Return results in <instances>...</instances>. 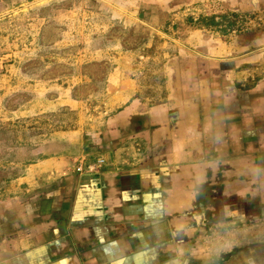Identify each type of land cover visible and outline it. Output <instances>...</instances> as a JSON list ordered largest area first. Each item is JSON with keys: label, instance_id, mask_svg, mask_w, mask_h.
<instances>
[{"label": "crops", "instance_id": "1", "mask_svg": "<svg viewBox=\"0 0 264 264\" xmlns=\"http://www.w3.org/2000/svg\"><path fill=\"white\" fill-rule=\"evenodd\" d=\"M173 27L159 56L88 61L109 66L101 129L56 131L65 151L0 186V264H264V63ZM36 91L11 109L0 92V117L81 104Z\"/></svg>", "mask_w": 264, "mask_h": 264}, {"label": "rangeland", "instance_id": "2", "mask_svg": "<svg viewBox=\"0 0 264 264\" xmlns=\"http://www.w3.org/2000/svg\"><path fill=\"white\" fill-rule=\"evenodd\" d=\"M213 16L217 24L203 26L201 19ZM169 25L173 39L197 29L221 45L222 55L264 63V0H0V92L9 93L3 106L19 107L36 98V89L48 97L70 87L81 103L23 118L1 115L0 186L38 158L65 151L63 141L53 139L56 131L83 129L85 137L101 129L109 66L89 60L159 56L169 49L161 37ZM153 68L152 58L144 60L147 85L156 76Z\"/></svg>", "mask_w": 264, "mask_h": 264}, {"label": "trees", "instance_id": "3", "mask_svg": "<svg viewBox=\"0 0 264 264\" xmlns=\"http://www.w3.org/2000/svg\"><path fill=\"white\" fill-rule=\"evenodd\" d=\"M234 15H235V14H234ZM235 16H236V15H235ZM214 19H215L214 16L211 17L210 19L204 17V18L201 19V22H202L203 26L208 27V26H210V25L217 24V22H216ZM232 23H233V22H230V24H232Z\"/></svg>", "mask_w": 264, "mask_h": 264}, {"label": "built area", "instance_id": "4", "mask_svg": "<svg viewBox=\"0 0 264 264\" xmlns=\"http://www.w3.org/2000/svg\"><path fill=\"white\" fill-rule=\"evenodd\" d=\"M104 163H105V159L100 158V159H98L97 163L89 164V165L87 166V169H89V170H95V169H98V168H99L102 164H104Z\"/></svg>", "mask_w": 264, "mask_h": 264}]
</instances>
